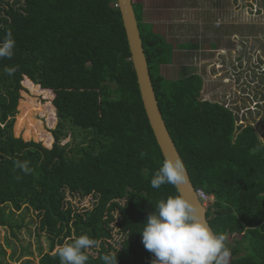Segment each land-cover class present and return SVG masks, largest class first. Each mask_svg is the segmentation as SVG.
I'll return each mask as SVG.
<instances>
[{"label":"trees","instance_id":"trees-1","mask_svg":"<svg viewBox=\"0 0 264 264\" xmlns=\"http://www.w3.org/2000/svg\"><path fill=\"white\" fill-rule=\"evenodd\" d=\"M132 5L160 113L195 190L212 198L206 218L214 233L226 236L228 264H264V143L252 125L236 127L238 117L224 101L200 100V75L167 79L160 73L174 47L143 22L142 1ZM8 33L16 44L11 59H0V227L14 235L20 227L14 212L35 211L48 241L38 264H60L55 250L81 235L100 245L86 264H102L100 256L109 253L117 254V264H151L140 231L159 201L179 194L172 185H150L164 158L117 1L0 0V41ZM178 47L199 48L191 42ZM24 80L33 92L53 95L60 123L77 131L78 143L61 145L60 126L50 148L15 136ZM21 111L18 119L22 102ZM18 119L19 131L24 118ZM30 132L26 125L25 136ZM16 161L32 171L25 174ZM89 195V208L78 210L68 200ZM10 247L0 242V264Z\"/></svg>","mask_w":264,"mask_h":264},{"label":"rangeland","instance_id":"rangeland-1","mask_svg":"<svg viewBox=\"0 0 264 264\" xmlns=\"http://www.w3.org/2000/svg\"><path fill=\"white\" fill-rule=\"evenodd\" d=\"M140 1L143 3V22L152 24L174 47L173 53H167L160 73L167 79H176L185 73L200 75L203 79L200 100L224 101L225 106L235 108L238 119L241 117L244 123L252 125L264 143V99L255 101L264 95V70L254 63L260 61L264 67V1ZM186 42L196 43L200 48L178 47ZM22 85L25 90L20 92L13 128L15 136L41 141L50 148L55 141L52 132L60 126L61 145L78 143L80 136L73 135L77 131L64 121L60 123L51 103L53 95L49 91L33 92L26 80ZM21 102L24 115L18 119L22 113ZM23 118L18 131L17 119ZM26 125L31 129L27 136ZM68 200L79 210L91 207L92 196L68 197ZM211 201L209 197L206 205ZM14 218L20 226L14 229V235L8 228L0 227V242L3 244L7 240L11 246L6 249L4 264H24L27 260L29 264H38L40 249L46 252L48 241L45 233L38 230L36 212L23 207L14 212ZM117 238L115 235L110 242L114 243Z\"/></svg>","mask_w":264,"mask_h":264},{"label":"clouds","instance_id":"clouds-1","mask_svg":"<svg viewBox=\"0 0 264 264\" xmlns=\"http://www.w3.org/2000/svg\"><path fill=\"white\" fill-rule=\"evenodd\" d=\"M15 44L12 34L8 33L0 41V59H11ZM15 166L25 174L32 171L27 162L16 161ZM188 179L180 156H165L150 185L159 189L168 184L180 190ZM140 232L145 249L154 256L151 264H228L231 256L226 236L214 233L193 200L182 194L159 201ZM99 246L98 240L81 235L65 242L53 255L60 264H86L88 253ZM100 260L102 264H117V254H104Z\"/></svg>","mask_w":264,"mask_h":264},{"label":"water","instance_id":"water-1","mask_svg":"<svg viewBox=\"0 0 264 264\" xmlns=\"http://www.w3.org/2000/svg\"><path fill=\"white\" fill-rule=\"evenodd\" d=\"M116 1L121 15L129 52L131 55L132 66L136 74L140 97L156 142L160 148L163 158L165 156L172 155L180 156L167 130V127L158 107L157 99L149 75L146 56L142 47V41L132 5V0ZM188 178V183L182 186V189H177L178 194H182L192 199L198 207L203 218L207 221L209 225V222L206 218V206L202 204L199 197L197 196L196 190L192 185L189 174Z\"/></svg>","mask_w":264,"mask_h":264},{"label":"built area","instance_id":"built-area-1","mask_svg":"<svg viewBox=\"0 0 264 264\" xmlns=\"http://www.w3.org/2000/svg\"><path fill=\"white\" fill-rule=\"evenodd\" d=\"M256 105H257V103H255V106ZM228 108H230L231 110H233V112L236 113V115L238 117V111L235 110V108H232V107H229V106H228ZM235 125L238 128V127H245L248 124L244 123V121L240 117L239 119H236ZM196 194L199 197V199L202 202V204H204L205 206H207L206 203H207V201L209 199V196H207L201 189H196Z\"/></svg>","mask_w":264,"mask_h":264},{"label":"crops","instance_id":"crops-1","mask_svg":"<svg viewBox=\"0 0 264 264\" xmlns=\"http://www.w3.org/2000/svg\"><path fill=\"white\" fill-rule=\"evenodd\" d=\"M259 62H260V61H259ZM259 62H257V63H258V64H259V66H260V67H262V69H263V68H264V67H263V65H262V64H260ZM261 65H262V66H261ZM263 70H264V69H263ZM263 83H264V82H263ZM262 99H264V95H263V96H261V98H259V99H256V100H255V99H253V100H255V101H259V100H262ZM242 108H243V106H241V109H242Z\"/></svg>","mask_w":264,"mask_h":264},{"label":"flooded vegetation","instance_id":"flooded-vegetation-1","mask_svg":"<svg viewBox=\"0 0 264 264\" xmlns=\"http://www.w3.org/2000/svg\"><path fill=\"white\" fill-rule=\"evenodd\" d=\"M195 44H196V43H195ZM215 44L217 45L216 42H215ZM198 46H199V48H200V45H198ZM217 46H218V45H217ZM199 48H198V49H199ZM217 48H218V47H217ZM193 50H197V49H194V48H193ZM208 50H213V49H208Z\"/></svg>","mask_w":264,"mask_h":264}]
</instances>
